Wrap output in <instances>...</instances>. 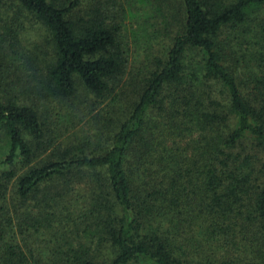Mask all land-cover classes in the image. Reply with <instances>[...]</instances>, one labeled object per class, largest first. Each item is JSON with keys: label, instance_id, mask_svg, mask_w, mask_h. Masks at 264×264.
<instances>
[{"label": "trees", "instance_id": "1", "mask_svg": "<svg viewBox=\"0 0 264 264\" xmlns=\"http://www.w3.org/2000/svg\"><path fill=\"white\" fill-rule=\"evenodd\" d=\"M171 2L177 30L126 116L65 144L40 104L76 78L111 96L120 28L101 3L0 0V264H264V0ZM22 18L47 60L6 42Z\"/></svg>", "mask_w": 264, "mask_h": 264}, {"label": "rangeland", "instance_id": "2", "mask_svg": "<svg viewBox=\"0 0 264 264\" xmlns=\"http://www.w3.org/2000/svg\"><path fill=\"white\" fill-rule=\"evenodd\" d=\"M97 3H101L107 12L108 21L120 28L124 73L115 83L114 92L105 100L96 98L76 78V93L71 99L40 104L43 119L53 130L57 143H77L83 138H89L94 143L105 142L116 121L126 116L129 101L139 83L155 69L156 60L162 59L178 27L176 20L172 19L178 5L172 4L171 0H159L157 3L151 0H80L77 13L82 15ZM7 13L11 15V12ZM21 20L25 27L13 35L14 40L8 38L6 42L15 43L19 53H34L39 59L47 60L52 45L46 31L38 24ZM230 40V48L247 47L246 39L237 38L234 32ZM111 99L114 100L111 102ZM3 153L4 150L0 149V160Z\"/></svg>", "mask_w": 264, "mask_h": 264}]
</instances>
